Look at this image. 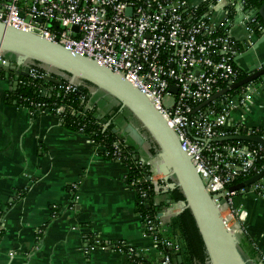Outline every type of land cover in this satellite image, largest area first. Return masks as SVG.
Here are the masks:
<instances>
[{"label":"built area","instance_id":"built-area-1","mask_svg":"<svg viewBox=\"0 0 264 264\" xmlns=\"http://www.w3.org/2000/svg\"><path fill=\"white\" fill-rule=\"evenodd\" d=\"M202 5L208 7L205 13H198L200 7H194L189 0H0V22L91 58L140 90L177 134L208 193L217 197L215 201L225 226L236 235L244 236L242 228L247 212L233 208L232 200L237 192L228 189L237 180L257 171L258 162L264 159V149L239 142L223 144L217 140L242 134L264 138V131L257 130V135L254 129L246 128L244 122L236 118L237 114L250 111L254 95L264 85V78L229 90L203 106L239 81V49L226 25L231 24L232 16L239 14L231 12L246 4L244 0H202ZM222 5L227 12L219 24L213 12ZM256 28L263 31L260 26ZM9 61L10 58L0 52V67ZM46 75L32 66L25 76L30 80L46 81ZM19 83L25 84V81ZM58 90L56 97L77 92L76 85L71 82L62 83ZM53 91L45 88L41 95L49 98ZM26 101L29 103L25 108L32 114L53 115L59 122L66 111L65 105L50 110L46 103ZM86 108H90L89 104ZM73 114L81 115L75 111ZM99 148L105 152L104 148ZM121 152L118 143L106 156L120 161ZM138 162L146 169L154 195L168 196L170 187L160 171V158L152 155ZM128 170L130 173L129 167ZM129 184L137 195L147 198L148 194L140 188V178H132ZM252 187L264 191L260 182ZM180 211L181 202L169 201L158 219L147 218L143 222L145 233L153 237L161 253V260L156 264H176L160 246L174 249L176 253L181 246L165 238L159 239L157 233L166 232L167 225ZM166 216L170 217L167 224L163 221ZM114 246L127 254L133 264L136 260H144L142 250L125 242ZM259 260L264 264V254Z\"/></svg>","mask_w":264,"mask_h":264},{"label":"crops","instance_id":"crops-1","mask_svg":"<svg viewBox=\"0 0 264 264\" xmlns=\"http://www.w3.org/2000/svg\"><path fill=\"white\" fill-rule=\"evenodd\" d=\"M189 1L202 6V0ZM246 11L253 10L244 7L232 13ZM226 12L224 5L219 6L213 18L221 24ZM234 17L226 27L239 49L238 64L245 73L259 72L264 68V42L256 45L264 25L257 23L263 28L259 35L251 24L255 18L249 23L248 15L238 21ZM9 62L0 69V264H133L115 249L118 242L142 250L144 259L156 264L161 253L137 213V192L127 182L128 167L108 159L91 139L64 128L57 117L35 115L8 103L9 94L26 75L25 66L12 68L16 61ZM115 106L101 91H94L89 102L100 119ZM236 118L248 129L264 131V85L254 95L250 111ZM113 124L138 160L150 158L152 143L146 138L147 143L138 145L128 132L131 125L144 135L128 111L116 116ZM155 201L163 203L167 196ZM232 202L233 208L247 212L241 247L253 264H260L264 191L251 187L249 192L236 193ZM163 221L169 223L170 217ZM252 249L258 253L255 258L249 256Z\"/></svg>","mask_w":264,"mask_h":264},{"label":"water","instance_id":"water-1","mask_svg":"<svg viewBox=\"0 0 264 264\" xmlns=\"http://www.w3.org/2000/svg\"><path fill=\"white\" fill-rule=\"evenodd\" d=\"M241 9L244 11V7L239 10ZM239 10L237 9V12ZM244 14L250 16L249 23L258 16H261L264 21V5L259 11L239 13L234 17V20L238 21L243 18ZM253 30H257V28L253 27ZM263 42L264 34L261 35L256 46ZM0 52L16 61V66L14 67L12 64V68L25 66L26 75H28L34 62H38L47 69L46 81L61 85L62 81L54 78L51 72L70 75L71 83L75 85L82 82L90 83L96 87V91H101L117 105H121L122 110L128 111L142 129L150 135L152 142L156 143L159 149L157 156L161 160L159 166L161 173L169 183L170 190L179 189L185 198L181 202V211L177 216L185 210H190L203 239L210 264H253L252 259L245 255L239 236L225 226L221 211L215 201L217 197L209 194L206 190L191 157L184 151L177 134L140 90L121 75L91 58L76 54L39 35L7 26L2 22H0ZM10 64V62L5 63L7 66ZM248 74L247 78L231 86V88L217 93L203 106L228 93L229 90L238 89L264 77V68L259 72L251 70ZM171 91L176 93L174 88ZM101 120L102 124L109 125L105 118ZM113 132L118 134L120 130L114 128ZM128 132L138 145L147 143V136L143 135L139 129L129 125ZM217 141L251 142L264 149V138L259 136L242 134L221 138ZM263 179L264 169L244 182L229 187L228 190L229 192H249L253 185ZM223 203L224 200H221L220 204ZM182 262V256H178V263L182 264Z\"/></svg>","mask_w":264,"mask_h":264},{"label":"trees","instance_id":"trees-1","mask_svg":"<svg viewBox=\"0 0 264 264\" xmlns=\"http://www.w3.org/2000/svg\"><path fill=\"white\" fill-rule=\"evenodd\" d=\"M245 1V9L259 11L261 7L264 5V0H244ZM208 11V7L206 5H202L198 9V13H205ZM232 13V12H231ZM234 16L231 17L233 19ZM257 23L264 25L263 19L261 16L255 18L253 27L256 29ZM256 33L259 34L258 30ZM238 48V47H237ZM33 67H35L40 73H47V69L38 63L34 62ZM241 75L239 77V81L244 80L248 77V73H245L242 69L240 70ZM52 76L56 79H60L62 83L66 84L70 82L71 76L65 75L62 73H54L51 72ZM2 74L0 73V78ZM258 78L255 80L259 81ZM21 80L25 81V84H20L18 89L11 94L7 98L8 103L14 104L20 107L28 106L27 99L34 101L35 103H46L50 110H55L61 105L66 106V111L63 115H61L60 123L61 125L73 132H78L89 139H91L97 146L104 148L105 153H112L114 150V146L120 143L122 148L121 152V160L119 162L123 163L125 166L130 168L128 183L132 180V178H140L141 184L140 188L144 190L148 195L146 199H143L141 195L138 193L137 195V213L141 217L142 222H145L147 218H151L152 220L158 219L159 215L162 211V208L168 204V201L171 202H183L185 200L182 192L179 189L170 190L167 196V201L156 204V196L151 190V186L149 181H147L146 169L140 166L139 160L136 158V154L134 153V149L131 147H127L125 145V141L123 137L119 134L113 132L114 129V118L118 116L123 110L122 106H115L112 111L106 115L105 119L108 123H110L106 128L101 125V119L96 115L95 108H86L89 104L93 92L96 91V87L94 85L82 82L76 85L77 92L70 93L66 95V97H56V93L59 92L58 86L52 82L44 81V80H30L26 76H22ZM53 89V93L51 97H43L41 95V90L43 89ZM236 92V91H235ZM233 91V93H235ZM63 95V94H62ZM73 111L77 113H81L80 116L74 115ZM244 129L241 130V133H244ZM259 130V129H258ZM256 134L259 135L257 129H255ZM143 133L147 135V139L152 143L151 154L153 156L157 155L159 149L155 142H152L150 135L146 132V130H142ZM220 143L227 144H236V141H221ZM241 144H245L247 146L258 148L259 145L251 142H239ZM108 159L111 156L107 155ZM264 169V159L260 160L257 164V171H262ZM257 171L252 173L250 176L246 178H242L237 180L234 185L244 182L250 177L257 174ZM264 183V179L261 181ZM260 182V183H261ZM241 192V191H238ZM237 192V193H238ZM168 230L165 232L157 233V237L165 238L169 242L178 243L181 248L178 253L174 251V249L166 248L164 246H160L162 252L166 255L171 256L174 259L176 264L178 263V256H182L183 262L182 264H210L209 257L203 242V239L199 233L198 227L196 225L195 219L190 212V210H185L180 215L176 216L168 225ZM1 236V233H0ZM251 258H255L258 256V253L255 249H252L249 255ZM137 262H141V264H152L149 261L144 260H136L134 264Z\"/></svg>","mask_w":264,"mask_h":264},{"label":"flooded vegetation","instance_id":"flooded-vegetation-1","mask_svg":"<svg viewBox=\"0 0 264 264\" xmlns=\"http://www.w3.org/2000/svg\"><path fill=\"white\" fill-rule=\"evenodd\" d=\"M144 135H145V133H144ZM146 136V135H145ZM149 141V140H148ZM150 142V141H149ZM151 143V142H150Z\"/></svg>","mask_w":264,"mask_h":264},{"label":"rangeland","instance_id":"rangeland-1","mask_svg":"<svg viewBox=\"0 0 264 264\" xmlns=\"http://www.w3.org/2000/svg\"><path fill=\"white\" fill-rule=\"evenodd\" d=\"M164 103H166V102H164Z\"/></svg>","mask_w":264,"mask_h":264}]
</instances>
